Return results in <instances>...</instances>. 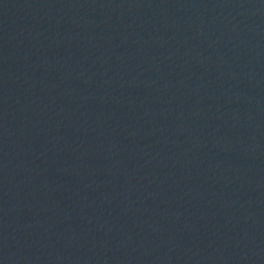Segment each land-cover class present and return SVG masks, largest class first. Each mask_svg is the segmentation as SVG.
Masks as SVG:
<instances>
[{"label":"water","instance_id":"water-1","mask_svg":"<svg viewBox=\"0 0 264 264\" xmlns=\"http://www.w3.org/2000/svg\"><path fill=\"white\" fill-rule=\"evenodd\" d=\"M0 264H264V0H0Z\"/></svg>","mask_w":264,"mask_h":264}]
</instances>
